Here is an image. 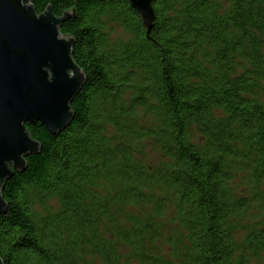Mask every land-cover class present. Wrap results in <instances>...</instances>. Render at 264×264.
<instances>
[{"label": "trees", "instance_id": "trees-1", "mask_svg": "<svg viewBox=\"0 0 264 264\" xmlns=\"http://www.w3.org/2000/svg\"><path fill=\"white\" fill-rule=\"evenodd\" d=\"M30 3L85 82L61 132L26 124L3 264H264V0H152L150 31L128 0Z\"/></svg>", "mask_w": 264, "mask_h": 264}, {"label": "water", "instance_id": "water-1", "mask_svg": "<svg viewBox=\"0 0 264 264\" xmlns=\"http://www.w3.org/2000/svg\"><path fill=\"white\" fill-rule=\"evenodd\" d=\"M128 2L150 31L152 0ZM66 16L50 7L38 14L30 0H0V214L7 207L1 188L40 150L26 124L57 134L73 118L70 104L85 76L72 57L73 39L60 32Z\"/></svg>", "mask_w": 264, "mask_h": 264}, {"label": "rangeland", "instance_id": "rangeland-1", "mask_svg": "<svg viewBox=\"0 0 264 264\" xmlns=\"http://www.w3.org/2000/svg\"><path fill=\"white\" fill-rule=\"evenodd\" d=\"M121 33H122V31L117 28L115 30V32L112 34L111 39L112 40H116L117 38H119ZM123 37H124V39L127 38V37H125V35ZM155 157H156V155L153 153L152 149H147V151H146V153L144 155V159H146L147 161H152V160L155 159ZM36 209L37 210H41L39 206H37ZM93 262L96 263V264H101V262L98 259H93Z\"/></svg>", "mask_w": 264, "mask_h": 264}]
</instances>
